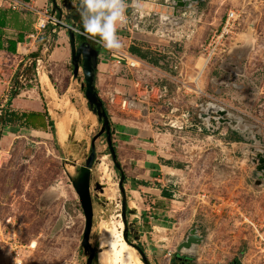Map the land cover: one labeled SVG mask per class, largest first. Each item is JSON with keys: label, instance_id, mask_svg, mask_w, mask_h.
<instances>
[{"label": "rangeland", "instance_id": "obj_1", "mask_svg": "<svg viewBox=\"0 0 264 264\" xmlns=\"http://www.w3.org/2000/svg\"><path fill=\"white\" fill-rule=\"evenodd\" d=\"M137 1L127 0V14L137 17L138 27L130 25L122 43L147 55L140 68L118 64L111 51L85 37L100 50L96 90L127 180L122 192L121 171L103 134L91 176L94 264H108L104 238L123 224V201L128 244L142 264L134 245L143 247L151 264H171L177 254L192 264H264V178L256 185L260 173L250 159L264 155V0H205L181 17L173 15V0ZM156 4L165 11L156 14ZM44 6L39 0L38 7ZM20 11L33 36L16 55L0 51V109L7 107L19 73L21 94L11 108L47 110L56 138L50 129L5 132L0 122V264H86L85 216L72 179L86 164L102 122L86 99L82 69L73 74L68 30L45 20L57 27L54 40L48 28L37 32L33 26L44 17ZM232 11L240 17L227 26ZM15 23L13 18L7 37L17 38ZM39 46L34 75L31 61L20 63ZM211 104L228 110L231 122L220 124L216 114L202 118ZM239 120L248 127L238 129ZM62 132L68 140L82 136L77 154L72 144L68 151L62 146ZM163 189L171 199L162 198ZM194 228L204 241L193 252H178Z\"/></svg>", "mask_w": 264, "mask_h": 264}, {"label": "water", "instance_id": "obj_2", "mask_svg": "<svg viewBox=\"0 0 264 264\" xmlns=\"http://www.w3.org/2000/svg\"><path fill=\"white\" fill-rule=\"evenodd\" d=\"M53 7H52V14H56L57 0H51ZM205 0H173V15L175 17H181L185 11L189 10L190 8L194 7V4H199L200 2H204ZM64 4L66 5L69 2V6L67 9L72 12L79 11V2L73 3L71 0H64ZM80 19L79 13L76 14L73 18L72 25H68L67 23L62 21V17L57 22V24L64 26L68 30L69 35V42L71 48V60L73 65V74L75 77L79 75L80 69H82L84 78H85V96L89 102L90 108L92 109L93 113L97 115L98 121L102 122V128L100 132L92 139L91 142V152L86 161V164L82 167L78 168V176L72 179L73 187L78 195L79 202L82 206L84 216H85V229L83 234L82 240V248L84 252L88 255V259L86 264H94V260L96 257V251L92 247L90 243V235L93 226V217H94V210H93V198L91 195V176H92V168L94 166L95 157H96V141L98 138L102 137L103 134L106 135V140L108 144V148L112 159L117 167L120 169L119 164H117L116 160V151L113 145L112 140V131L110 126L109 116L107 111L104 109V103L100 98L97 90H96V77H97V68L99 66V57H100V50L95 49L88 41L82 42L79 46L76 43V28L78 20ZM103 108V109H102ZM216 114L217 117H213L212 115ZM229 115L228 110L223 109L219 105H208L205 109L204 113H202L201 117L205 118V120L209 121L210 118H215L220 124L221 123H230V119H226L225 116ZM219 126V124H218ZM248 126L242 125L241 120H239L238 129L244 130ZM253 165L257 166V171L260 173V179L256 182V185L262 184V180L264 178V155L259 154L256 157L250 158ZM124 180L125 175L121 171V180H120V187L122 192H124ZM100 186V185H97ZM125 197V195H124ZM122 220L124 224V233L123 238L126 242L128 241L127 235V220H126V202L123 201L122 203ZM204 241V237L198 234V229L194 228L189 231L184 242H182L178 248V252H182L183 250H187L193 252L195 247L200 245ZM140 255L144 264H151L147 255L144 251H142L137 245L133 246ZM177 258H180V255H176Z\"/></svg>", "mask_w": 264, "mask_h": 264}, {"label": "trees", "instance_id": "obj_3", "mask_svg": "<svg viewBox=\"0 0 264 264\" xmlns=\"http://www.w3.org/2000/svg\"><path fill=\"white\" fill-rule=\"evenodd\" d=\"M203 3H200V4H203ZM6 15H7L6 11H2L0 9V27H5ZM46 28H48L49 35H52L53 39L55 40L57 36L55 35V33H53V31L56 30L57 27L54 25L48 24ZM78 37L80 38L81 41L85 39V37L83 36H78ZM23 42H24L23 34H19L17 40H9L6 43L0 38V51H7L9 54L16 55L18 44L23 43ZM5 44H7V46H5ZM129 50L131 54L136 55L140 57L141 59H147V55L144 54L141 51V49H139L137 46L133 45L130 47ZM41 54H42V47L39 46L36 52L30 53L28 56L22 59V62L20 63V67L23 66L25 61H31L30 72H32L35 75L37 72V63H38V60L41 59ZM18 77H19V73H15L13 77L15 86L11 88L9 103L7 107H4V109H0V122L2 125L1 130L5 132L13 133V134H19L23 129L37 130V131H48V129H50L51 133L56 138L55 123L47 110H45L44 112H18L11 108V104L13 100L16 99L21 94L20 89L16 87V84H17L16 78ZM110 126H111V121H110ZM1 135H2V132H0V136ZM163 163L171 166L170 165L171 163L169 161H163ZM115 168L117 171H119L117 167ZM126 182L127 180L125 179L124 183ZM141 184L144 186H147V183L143 182ZM162 196L166 199H171L173 195L169 193L167 190L163 189ZM137 246L142 251H144L141 245L138 244ZM95 260H97V256L95 257ZM236 264H239V261H237Z\"/></svg>", "mask_w": 264, "mask_h": 264}, {"label": "clouds", "instance_id": "obj_4", "mask_svg": "<svg viewBox=\"0 0 264 264\" xmlns=\"http://www.w3.org/2000/svg\"><path fill=\"white\" fill-rule=\"evenodd\" d=\"M127 0H79V15L86 38L108 51L122 47L119 30L128 22Z\"/></svg>", "mask_w": 264, "mask_h": 264}, {"label": "crops", "instance_id": "obj_5", "mask_svg": "<svg viewBox=\"0 0 264 264\" xmlns=\"http://www.w3.org/2000/svg\"><path fill=\"white\" fill-rule=\"evenodd\" d=\"M43 3H45V6H44V8L43 9H40L39 7H38V5H39V0H0V9L2 10V11H6V13H7V15H6V20H5V22H6V25H5V27H0V38L6 43L7 41H9V40H17L18 39V36H17V38L15 39V38H11V37H7L6 36V33H5V31L6 30H8V29H11V28H8L9 27V25H10V23L12 22V20H13V18H15V20H17L18 21V24L17 23H15V25H18V34L17 35H19V34H23L24 35V41L26 40H28V38H30L31 36H33V35H31V34H28V30H29V27H28V25L23 21V19L21 18V17H23V16H25V15H23V13H21V11L20 10H30V11H33V12H36L35 14H38V11L40 10V11H46V10H50V8H51V6H52V1L51 0H41ZM6 2V3H5ZM5 3V4H4ZM134 4H138V1L137 0H134ZM132 5L133 7L134 6H136V5ZM16 6H20V8H18V7H16ZM23 6H24V8H23ZM49 6V7H48ZM48 7V8H47ZM154 9V11L156 12V14H158V13H160V11H165V10H162V7H160V6H158L157 4L156 5H154V7H153ZM12 10V11H11ZM137 18V17H136ZM70 25H72V23L71 22H68ZM14 25V24H13ZM34 26V28H35V30L38 32V31H41V29H40V23H38V24H34L33 25ZM82 27L81 25H78L77 26V28L78 27ZM46 28V27H45ZM45 28H44V30H45ZM29 35V36H28ZM79 36H82V35H79ZM84 37V36H83ZM24 43L25 42H23V43H19L18 44V46H17V53H18V51H19V48H20V46L21 45H24ZM35 44H36V42L35 41H31L30 42V45L31 46H35ZM5 46H7V44H5ZM37 50H38V48H37ZM36 50V51H37ZM36 51H34V52H36ZM3 52H6V53H8L7 51H3ZM31 53H33V52H31ZM28 56V55H27ZM22 62V61H21ZM31 112H43V108H42V110H36V111H31ZM154 163L153 164H156L155 163V161H153ZM140 184V183H139ZM139 187H141V185L139 186ZM143 187V190H145V189H147V188H149L150 190H151V188L150 187H144V186H142ZM162 194V193H161ZM162 198H164V197H162ZM165 199V201L166 200H168V199H166V198H164ZM158 201H160V199H158ZM164 203L165 202H161L160 203V205L161 206H164ZM159 204V203H158ZM169 257V256H168Z\"/></svg>", "mask_w": 264, "mask_h": 264}, {"label": "bare ground", "instance_id": "obj_6", "mask_svg": "<svg viewBox=\"0 0 264 264\" xmlns=\"http://www.w3.org/2000/svg\"><path fill=\"white\" fill-rule=\"evenodd\" d=\"M206 61L209 62L208 59H206ZM43 81L47 86H49L47 77H43ZM81 137L82 136L80 135H73L71 137L69 136L68 140L65 139V134L63 132L60 133V141L62 146L67 150L69 147H71L70 144H72V153L74 154H77L80 147L82 146V144L79 142ZM122 228L123 224L120 222L117 231H113L114 235L104 238L107 248L105 255L108 257V264H142L135 250L130 247L128 242H126L123 238L121 233ZM102 260H104L103 257Z\"/></svg>", "mask_w": 264, "mask_h": 264}, {"label": "built area", "instance_id": "obj_7", "mask_svg": "<svg viewBox=\"0 0 264 264\" xmlns=\"http://www.w3.org/2000/svg\"><path fill=\"white\" fill-rule=\"evenodd\" d=\"M38 14H40L41 17H44L41 20L40 29H44L46 27L45 20H46V22H50V23L58 22L60 20V19L59 20L56 19V14L53 15L51 9L50 10H46V11H42V12L38 11ZM239 17H240V14H238L236 11L229 12V14L227 15V26L231 22L237 21L239 19ZM136 20H137V18H134L133 19L132 17H129L128 16V22H127V24L120 28L118 34L121 37L122 42L126 38V33L127 32H132V29H131L130 25H132L135 28L138 27V24H135ZM76 33L85 37V35L82 34L83 31L78 30L77 28H76ZM221 37L222 36H220L219 39ZM216 43H218V38H217ZM122 45H123V47H122L123 49L121 48L118 52L111 51V56L117 60V63L118 64L125 63L129 68H135V69L140 68L144 64L142 62V60L140 59V57L138 58V56H133V54H131V52L129 50L130 49L129 48V46H130L129 44L122 43ZM210 46H212V45H210ZM215 49H216V47H215ZM215 49H213L212 51H210V53L208 54V61L209 62L212 60V57H213L214 52H215ZM126 104H127V101L124 100L123 103H122V106L124 107ZM168 256L171 257L172 255L169 254ZM16 264H18V263L16 262ZM19 264H21V263H19Z\"/></svg>", "mask_w": 264, "mask_h": 264}, {"label": "flooded vegetation", "instance_id": "obj_8", "mask_svg": "<svg viewBox=\"0 0 264 264\" xmlns=\"http://www.w3.org/2000/svg\"><path fill=\"white\" fill-rule=\"evenodd\" d=\"M63 1L64 0H57L56 1L57 2V6H58V8L56 10V15H58L59 17H62V19H64V21L72 23L74 16H76V14H78L79 11L78 10L76 12L69 11L67 9V7L69 6V2H67L66 5H65ZM71 1H73V3H75V4L79 2V0H71ZM78 25L82 26L81 18L78 20L77 26ZM82 42H87V40L84 39L82 41L80 40L79 43L76 42L77 46H79ZM104 109H105V106H104ZM128 238H129V236H128ZM178 255H180V254H178ZM180 256H181L180 258H177L176 255H175L172 258V260H171V264H192L191 258H189L187 256H184V255L183 256L180 255Z\"/></svg>", "mask_w": 264, "mask_h": 264}]
</instances>
